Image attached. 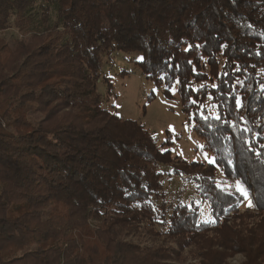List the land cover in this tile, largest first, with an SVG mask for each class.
Wrapping results in <instances>:
<instances>
[{"label":"trees","instance_id":"16d2710c","mask_svg":"<svg viewBox=\"0 0 264 264\" xmlns=\"http://www.w3.org/2000/svg\"><path fill=\"white\" fill-rule=\"evenodd\" d=\"M33 1L0 0V32L31 34L0 35V264H264V0ZM115 52L175 90L213 163L103 107Z\"/></svg>","mask_w":264,"mask_h":264},{"label":"rangeland","instance_id":"374dc122","mask_svg":"<svg viewBox=\"0 0 264 264\" xmlns=\"http://www.w3.org/2000/svg\"><path fill=\"white\" fill-rule=\"evenodd\" d=\"M43 0H34L31 12L36 16L40 13ZM50 20H54V11L50 13ZM1 37L7 41L12 49H17L18 41L25 44L30 42L31 34L16 33L13 29L0 32ZM137 54L115 52L102 56L100 73L108 78L111 92L107 94V87L102 78L97 85V92L101 95L103 107L115 112L123 119L141 122L153 135L156 142L161 143L167 137L171 138L170 151L173 155L183 158L187 162L213 163L211 153L201 151L203 142L193 131V123L187 120L183 113L180 101L175 90L172 98L163 96L162 90L146 80L134 61L138 60ZM152 99L149 100V96ZM207 157V159H206ZM168 199L176 197L189 199L192 194V184L172 177L165 181ZM248 199L242 207L248 205ZM201 214L205 219L209 218L206 207L200 205ZM243 260L242 255H235L229 263L239 264Z\"/></svg>","mask_w":264,"mask_h":264},{"label":"snow or ice","instance_id":"6c2138e0","mask_svg":"<svg viewBox=\"0 0 264 264\" xmlns=\"http://www.w3.org/2000/svg\"><path fill=\"white\" fill-rule=\"evenodd\" d=\"M236 104H237L238 107H239V106H242V105H241V101H240L239 99L236 100ZM216 119H220V117H219V116H216ZM206 159H207V157H206ZM237 189H238L239 191H241V192L244 191L242 188H240L239 182L237 183ZM245 195H247V194L245 193ZM249 206H251V205H249Z\"/></svg>","mask_w":264,"mask_h":264}]
</instances>
